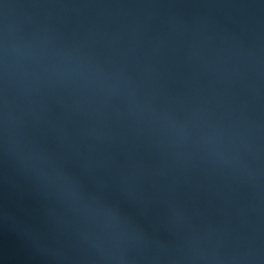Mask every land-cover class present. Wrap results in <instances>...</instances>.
Returning <instances> with one entry per match:
<instances>
[{"label":"water","instance_id":"water-1","mask_svg":"<svg viewBox=\"0 0 264 264\" xmlns=\"http://www.w3.org/2000/svg\"><path fill=\"white\" fill-rule=\"evenodd\" d=\"M0 264H264V0H0Z\"/></svg>","mask_w":264,"mask_h":264}]
</instances>
